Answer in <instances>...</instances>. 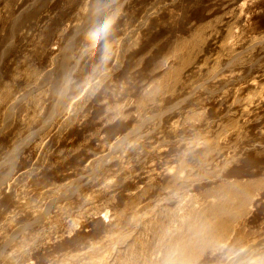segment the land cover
<instances>
[{
  "label": "rangeland",
  "instance_id": "1",
  "mask_svg": "<svg viewBox=\"0 0 264 264\" xmlns=\"http://www.w3.org/2000/svg\"><path fill=\"white\" fill-rule=\"evenodd\" d=\"M0 264H264V0H0Z\"/></svg>",
  "mask_w": 264,
  "mask_h": 264
},
{
  "label": "clouds",
  "instance_id": "2",
  "mask_svg": "<svg viewBox=\"0 0 264 264\" xmlns=\"http://www.w3.org/2000/svg\"><path fill=\"white\" fill-rule=\"evenodd\" d=\"M107 26L108 25L106 23L104 27H102L101 29L91 33L90 34L91 39H93L94 41L101 39L103 34H104V32H106V30H107Z\"/></svg>",
  "mask_w": 264,
  "mask_h": 264
}]
</instances>
